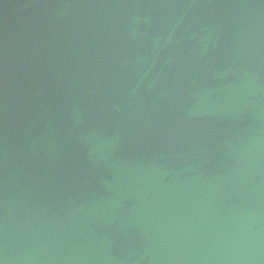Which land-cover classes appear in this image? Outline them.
<instances>
[{"label":"water","instance_id":"obj_1","mask_svg":"<svg viewBox=\"0 0 264 264\" xmlns=\"http://www.w3.org/2000/svg\"><path fill=\"white\" fill-rule=\"evenodd\" d=\"M0 264H264V0H0Z\"/></svg>","mask_w":264,"mask_h":264}]
</instances>
